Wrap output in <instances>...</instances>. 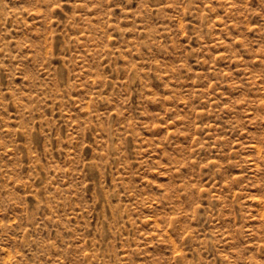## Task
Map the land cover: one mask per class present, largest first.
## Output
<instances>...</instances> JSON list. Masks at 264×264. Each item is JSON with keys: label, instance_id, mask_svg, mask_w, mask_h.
<instances>
[{"label": "rangeland", "instance_id": "374dc122", "mask_svg": "<svg viewBox=\"0 0 264 264\" xmlns=\"http://www.w3.org/2000/svg\"><path fill=\"white\" fill-rule=\"evenodd\" d=\"M0 264H264V0H0Z\"/></svg>", "mask_w": 264, "mask_h": 264}]
</instances>
